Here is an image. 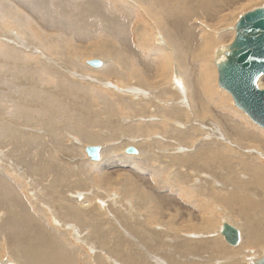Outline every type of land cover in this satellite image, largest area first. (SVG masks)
Listing matches in <instances>:
<instances>
[{"label": "bare ground", "instance_id": "bare-ground-1", "mask_svg": "<svg viewBox=\"0 0 264 264\" xmlns=\"http://www.w3.org/2000/svg\"><path fill=\"white\" fill-rule=\"evenodd\" d=\"M243 1L0 0V40L6 39L0 42V104L10 106L8 119H0V258L7 253L9 264H249L264 253V165L257 155L264 156V131L258 136L224 105L208 64L231 35L214 32L233 20ZM77 56H102L92 74L120 81L122 95L110 97L93 78L90 86L77 81L78 71L88 70ZM210 120L220 132L213 123L207 127ZM152 131L166 139L160 152L168 147L170 162L184 169L175 174L182 186L163 179L167 166L150 164L166 163L164 155L151 154L154 141L135 148L138 159L129 156L147 177L120 166L117 146L101 147L99 161L88 159L89 165L75 158L77 143L66 142L67 134L95 146ZM193 179L199 186L191 187ZM97 190L111 193L102 208ZM111 198L120 201L112 205ZM214 206L225 222L240 221L242 240L233 250L208 238L215 231Z\"/></svg>", "mask_w": 264, "mask_h": 264}, {"label": "rangeland", "instance_id": "rangeland-1", "mask_svg": "<svg viewBox=\"0 0 264 264\" xmlns=\"http://www.w3.org/2000/svg\"><path fill=\"white\" fill-rule=\"evenodd\" d=\"M264 6V0H244L243 2H242V4L237 8V10L235 11V12H232L231 14H232V18H233V20L231 19L230 20V22L225 26V27H221V29L220 30H218L217 29V31L216 32H214V33H216L215 35H219V33L221 32H230V37H227L226 39H225V42L224 43H220L218 46H216L215 48H214V50H213V54H211V57L208 59V64L210 65V70H211V75H212V77L214 78L213 79V86H214V89H215V91L217 92V93H223V94H221V96H222V98H223V103H224V105H229L230 106V108H232V109H234L235 111H237L239 114H241L246 120H247V122H245V126L248 128V129H250V130H252V131H254L258 136H260V132H263L264 131V129H262V128H260V127H258L256 124H254L252 121H250V119H249V117L245 114V113H243V111H241L240 109H238L235 105H234V102H233V99H232V97H231V95L227 92V91H225V90H223V89H221L219 86H218V83H217V70H216V66H215V64H214V62H213V59H214V55H215V51L217 50V48L218 49H223V47H226L227 45H229L230 43H231V41H233V39H234V34H233V30H234V26H235V24L237 23V20H239L238 18H240L242 15H244L245 13H247V12H249V11H252V10H254V9H257V8H261V7H263ZM232 21V22H231ZM0 22H1V20H0ZM199 23V22H198ZM232 24V25H231ZM228 26V27H227ZM10 27V25L8 24V25H6V27L5 28H9ZM201 27H203V24H201ZM205 29L207 28V30L210 32V30H211V28H208V27H204ZM230 29V30H229ZM6 30V29H5ZM211 33V32H210ZM235 33V32H234ZM219 37V36H218ZM232 38V40H230ZM2 40V39H1ZM0 40V42L1 43H4V44H6L5 43V41H6V39L5 40H2L1 41ZM4 41V42H3ZM94 49H99L98 47H94ZM34 55V54H33ZM108 55V54H107ZM32 56V55H31ZM42 56V54H35V57L36 58H39V59H41L43 62H46L47 60H46V58H44V57H41ZM108 58H104V60H106L107 59V61H109V60H111V58L109 57V55L107 56ZM102 59L103 60V57L102 56H95V58H93V59ZM77 59V60H76ZM92 59V57H85V58H79L78 56H77V58H75V62H78L79 63V60L81 61H83V63H82V65H84L83 67H85V68H88V70H87V72H81V71H78V70H75V71H70L72 74L71 75H69V77H71V78H73V80H75L74 79V75H76V74H79L78 72H80V74H82V75H80L82 78H79V79H77V81H80L82 84H84V85H86V86H90V85H88L87 83H88V81H91L92 80V78H93V80H92V84H97L96 86L98 87V88H100V90L102 89V87H100V85L102 86L103 85V87H105L104 89H106L107 90V92L106 93H108V95H110V97H112V98H116L115 96L116 95H122V94H118V92L120 91V89H124V87L121 85V83H120V81L118 82L116 79H111L110 78V81H109V79H107V80H104V81H98V78H96V77H94V75L92 74V72H94L95 71V69L97 70V69H99V68H94L93 69V67L90 69V67L91 66H89V65H87V64H85L86 63V61H89V60H93ZM99 59V60H100ZM45 60V61H44ZM103 60V61H104ZM85 61V62H84ZM48 62V61H47ZM55 62V61H54ZM55 63H57V62H55ZM59 63V65L62 67L63 65H62V63H60V62H58ZM6 64H8V63H3V65H6ZM48 65H51L50 63H47ZM79 70H81V69H79ZM78 71V72H77ZM88 72H90L91 74H89ZM87 73V74H86ZM93 76V77H92ZM85 77V78H84ZM84 78V79H83ZM87 78V79H86ZM94 78H96V79H94ZM97 80L98 81V83H96L95 81ZM160 81H162V80H159V82ZM84 82V83H83ZM95 82V83H94ZM45 83H47V81H45ZM112 83V84H111ZM117 85H116V84ZM262 83L264 84V79H263V81H262ZM120 84V85H119ZM99 85V86H98ZM109 86V87H108ZM115 87H116V89H115ZM93 88V87H92ZM96 88V87H95ZM108 88V89H107ZM38 89V88H37ZM112 91H111V90ZM39 90H42V91H46V90H43V89H39ZM52 90H53V87L51 86V87H49L48 88V92H52ZM110 92H109V91ZM220 90V91H219ZM123 93H125V91H122ZM151 92H153V91H151ZM158 92V89H156V93ZM115 95V96H114ZM124 96V95H123ZM57 97V96H56ZM128 97V96H127ZM226 97H227V99H226ZM155 98H157V97H155ZM163 101V102H162ZM157 102H159V101H156V103ZM163 103V104H162ZM95 104H96V107H98V106H100L99 104H98V102H95ZM159 104L160 105H162V106H164V107H167L166 105L167 104H169V102L167 101L166 102V100H160V102H159ZM159 104H157V105H159ZM231 104V105H230ZM170 105H171V103L169 104V107H170ZM0 111H1V109H3V112L1 113V115H0V119L1 118H3V119H8V117H9V115H8V112H9V110H10V106L8 107V106H6L5 104L4 105H1L0 104ZM33 107H34V109H36L35 107H37L36 105H33ZM95 107V109H97ZM99 108V107H98ZM101 108V107H100ZM188 110H189V114L191 115V113H190V106H188ZM123 113L124 114H126L127 112L124 110L123 111ZM83 116H86V117H90V114H86V113H83L82 114ZM93 115V117H94V119L96 120L97 118H95L96 116V114H92ZM104 118H102L104 121H107L108 120V117L107 116H103ZM105 117H107V118H105ZM119 117H122V116H119ZM124 117H126V116H124ZM234 117L238 120V117L236 116V115H234ZM91 118V117H90ZM117 118V117H116ZM157 118V117H156ZM102 120V121H103ZM119 120H120V118H119ZM196 120V119H195ZM191 122H190V124L193 122V120H190ZM199 121V120H198ZM212 121H214V120H210V121H206V123L209 125V126H207L208 128L210 127V125H211V123H213L211 126H214V127H210L211 129H214V131H216L217 129H218V127L220 126H218V124H215L216 122L214 121V122H212ZM242 121H244V120H242ZM115 122H117L116 120H115ZM115 122H112V124L113 123H115ZM105 123H108V122H105ZM205 122H203V125L204 126H206L207 124H206ZM110 124V123H109ZM143 124V123H142ZM198 124V125H197ZM216 125V126H215ZM194 126L196 127V128H198V130H200L199 132H201L202 133V129H200V123L199 122H195V124H194ZM20 127V126H19ZM99 127V126H98ZM217 127V128H216ZM97 129V131H99L100 133H101V136L103 137V138H106V137H108L109 136V133L106 131V130H104V129H100V127L99 128H96ZM205 129H207V128H205ZM217 131H219L220 132V129H218ZM27 133H30L29 131L27 132ZM105 134H107V135H105ZM68 135V136H67ZM66 136V142L68 143L69 142V145L70 146H72V145H74L75 143H77V145H78V150H79V155H77L75 158H77V159H79V162H80V159H81V162H85L86 164H89L90 163V161L88 160V157H86L85 155H84V152H83V150H84V147L85 146H93V145H91V144H83V143H80V142H77V141H75V140H73V138H75L74 136H72V135H70V134H67ZM162 134L159 132V131H152L150 134H148L147 136H143L142 135V132H139V133H137L136 135H134V136H132L131 138H129V137H122V138H117V140H114V141H107V142H105V143H102V144H100L99 146H101L103 149H106L105 147H112V146H114V147H118L117 148V152H116V155L114 156V157H116L117 159V161L120 163L121 162V160H123L121 163H120V166H121V164H122V168L125 170V171H127L126 169H132L134 172H135V174H139L140 176H146L147 177V174H145V172L144 171H141V169H137V168H135V166H132V164H130L129 163V161L132 159L131 157H129L130 155L129 154H125L124 153V150L127 148V147H135L136 149H138V151H139V148H138V145L140 144V143H142V141L143 142H148L149 141V143H152L153 141L154 142H156L157 143V148H155V149H153L152 151H151V154H153L158 160L161 158L160 157V154H162V155H164L165 157L163 158V161H165L166 163L165 164H159V163H156V164H153V163H150L152 166H154V167H156V168H159V167H163V168H165V166H167L168 167V170H167V172L166 173H164L163 174V179L165 180V181H167L168 183H170V184H172V185H176L177 187H180V186H182V185H179L180 183H179V181H178V179L175 177V174H178V175H182V173H183V171H184V169L182 168V167H179V166H177V165H174V164H172L170 161H171V158H170V151H169V148L167 147V151L165 152V153H161L160 152V150H162L160 147H159V145L160 144H164V141L166 140V139H164V137L163 136H161ZM208 135V134H207ZM72 138V139H71ZM144 139H146V140H144ZM202 140H204V137L202 138ZM209 140H211V139H209ZM204 141H207V140H204ZM72 142V143H71ZM168 142V141H167ZM170 142H172V141H170ZM173 142H175V141H173ZM172 142V144H173V146H175L176 148H178L177 147V144H174ZM224 145H226V144H229V146L230 147H232V146H234L233 148H235V145H232V143L231 142H229V141H225V143H223ZM231 144V145H230ZM98 145V144H97ZM120 147H119V146ZM81 146V147H80ZM227 146V145H226ZM260 146V143L258 142V140L256 139V138H254V140L252 141V150H257L258 149V147ZM9 154H7L10 158H9V161H10V163H12V160H10V159H12L13 158V154L11 153V152H9L8 150H10V146H7V148H4ZM179 149V148H178ZM124 155H126V156H124ZM257 155L259 156L258 157V159H259V162L261 163V164H263L264 165V156L261 154V153H257ZM124 156V157H123ZM131 156H134V158L133 159H138L137 158V155H131ZM78 157H80V158H78ZM120 157V158H119ZM126 157H127V159H126ZM136 157V158H135ZM122 158V159H121ZM130 158V159H129ZM74 159V158H73ZM121 159V160H120ZM261 159H263V160H261ZM127 161V162H126ZM124 162V163H123ZM2 165H4V162H0ZM126 163H127V165H126ZM71 165L72 164H75V163H73V162H71L70 163ZM126 165V166H124L123 167V165ZM89 165H91V163L89 164ZM131 167H130V166ZM173 171L175 172V173H173ZM204 172V171H203ZM13 174V173H12ZM122 175V176H124V175H126V173L125 172H121L120 171V173H118V175ZM207 174H209V173H207ZM211 174V173H210ZM209 174V175H210ZM14 175V174H13ZM117 175V176H118ZM120 175V176H121ZM175 178L177 179V182L179 183H177L176 182V180H175ZM151 180H152V178H149L148 179V183L149 184H151V185H153V181L154 180H152V182H151ZM241 180H244V178L243 177H241ZM195 181V182H194ZM189 184L191 185V187H193V186H195V184L196 185H198L197 184V182H196V180L195 179H193V181L191 180V182H189ZM154 186H155V184H154ZM199 186V185H198ZM29 190H32V189H35V188H33L32 186H26ZM115 189H113L112 191H111V193H112V195L113 196H121L120 195V193H118L117 194V192H116V190L114 191ZM105 193H104V192ZM97 190V192L98 193H100V194H102L101 195V197H100V199H101V202H102V204H99V205H101L100 207L102 208L103 206H105L104 204H108L109 203V199L107 198V195H111V193L109 192V194H107L108 192L107 191H105V190ZM114 191V192H113ZM116 193V194H115ZM164 193V192H163ZM173 194H175V195H177L175 192L173 193ZM181 196H182V194L181 193H179V195H177V198H180L181 199ZM102 197H106L105 199L103 198L102 199ZM31 198L33 199V197L31 196ZM107 199V200H106ZM112 199V200H111ZM110 199V201H111V203H112V205L113 204H115L114 203V201H115V199L114 198H111ZM107 202H106V201ZM117 201H120V199H116ZM129 201H131V200H129ZM183 201V200H182ZM106 202V203H105ZM125 202H127V204H129V203H132L133 204V201L132 202H128V200H126ZM110 203V204H111ZM109 204V205H110ZM111 205V206H112ZM113 207V206H112ZM214 209H215V211H213V213H215V216H216V220H215V222H214V228L213 229H215V231H213L212 233H210V236H208V238H211V239H218L219 241H220V243L223 245V247H225L227 250H233V247H231V246H229V245H227L225 242H224V240H223V238L222 237H220L219 236V231H220V229H221V225H222V223L224 222V220H222V212H220V209L217 207L216 208V206H214L213 207ZM199 213V210H197V209H195V213ZM218 212V213H217ZM220 212V213H219ZM170 212H168V214H169ZM216 213L218 214V215H216ZM224 218V217H223ZM233 224H235V225H239V226H241L240 225V221L239 220H237V219H235V221H231ZM184 224V223H183ZM162 225V224H161ZM160 224H155L154 226H157V227H160V228H164L163 226H161ZM178 228H181L182 226L181 225H179V226H177ZM220 229H219V228ZM217 229V230H216ZM185 234H188V233H185ZM189 235H191V233L189 234ZM259 249H261V248H255V250H259ZM229 250V251H230ZM91 254V253H90ZM261 254V255H260ZM264 253L262 252V253H259L258 255H256V257H254L253 256V258L252 259H254V258H261V257H263L264 255H263ZM7 256V257H6ZM252 259H251V261H252ZM0 264L1 263H3V264H9V262H10V260H9V258H8V255H7V253H5V254H3V257H1L0 258ZM251 261L249 262V264H252L251 263ZM6 262V263H5Z\"/></svg>", "mask_w": 264, "mask_h": 264}, {"label": "water", "instance_id": "water-1", "mask_svg": "<svg viewBox=\"0 0 264 264\" xmlns=\"http://www.w3.org/2000/svg\"><path fill=\"white\" fill-rule=\"evenodd\" d=\"M234 28L233 41L215 51L217 83L231 95L238 109L264 129V89L258 85L264 76V7L245 13ZM86 63L93 68L102 66L98 59ZM100 151L99 145L85 147L88 159L94 162L99 161ZM124 153L137 155L138 151L131 146ZM219 232L227 245L237 247L241 243V231L237 226L224 221ZM251 263L264 264V256L252 259Z\"/></svg>", "mask_w": 264, "mask_h": 264}]
</instances>
